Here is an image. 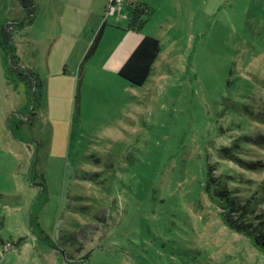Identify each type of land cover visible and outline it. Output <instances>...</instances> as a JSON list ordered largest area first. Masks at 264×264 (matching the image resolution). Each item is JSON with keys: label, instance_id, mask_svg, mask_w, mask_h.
Here are the masks:
<instances>
[{"label": "rangeland", "instance_id": "374dc122", "mask_svg": "<svg viewBox=\"0 0 264 264\" xmlns=\"http://www.w3.org/2000/svg\"><path fill=\"white\" fill-rule=\"evenodd\" d=\"M36 1L34 22L14 34L43 82L34 110L5 77L0 52V264H65L60 249L80 257L114 245L118 227L139 245L105 264H137V249L144 264H161L156 242L177 232L204 264H264L263 252L224 226L202 184L207 156L240 201L264 184V168L248 165L264 162V0H138L154 12L136 33L125 29L129 0L116 12L99 1L78 33L80 17L63 27L51 0ZM20 14L17 0H0V23ZM104 19L101 44L83 62ZM144 33L162 49L145 85L131 86L115 62ZM224 147L233 156L221 157ZM171 210L176 224L166 223Z\"/></svg>", "mask_w": 264, "mask_h": 264}, {"label": "trees", "instance_id": "16d2710c", "mask_svg": "<svg viewBox=\"0 0 264 264\" xmlns=\"http://www.w3.org/2000/svg\"><path fill=\"white\" fill-rule=\"evenodd\" d=\"M17 1L21 7V14L17 17L13 16L3 19L0 23V52L3 57L5 77L15 87L14 89L21 90L25 94L28 100L27 107L31 106V109L34 110L42 100L43 82L38 70L25 64L17 54L14 34L32 25L36 16H38L39 6L36 0ZM129 2L130 6H132V12L125 29L134 33L140 32L146 27L148 20H150L154 12V8L151 4L145 3L144 1L129 0ZM107 24V20L104 19L92 43L87 48L83 62L88 61L96 53L101 44ZM161 49V43L157 38L152 36L142 37L137 47L134 48L129 58H127L126 62L119 69V75L131 86H144L148 77L154 72L153 64L158 59ZM27 111H29V108H27ZM33 115L34 113H30L26 118L29 120ZM13 120L17 121V118H10L12 132L15 135L20 126L17 125L18 123L16 126ZM257 142L264 145V137L258 138ZM234 151L233 147H224L220 149L221 154L219 155L230 158L229 156H233ZM248 165L254 169L264 168L263 161L249 162ZM203 166L204 176L202 184L208 193L207 195L210 201L220 208L218 215L224 223V226L247 237L254 248L264 253V212L258 213L257 211L258 205L264 201V184L261 185V190L255 193L256 195L250 196L245 201H240L236 191L231 189L222 177L214 175L213 165L209 162L208 156ZM45 189H42L43 193L46 191ZM175 215L173 210L169 211V214L166 213L168 219L166 223L176 224L177 221L173 218ZM37 225L39 226L38 223ZM178 225L181 229L183 228L180 224ZM38 228L40 230V238L43 242L50 245L51 248L58 249V245L45 233V230L40 226ZM120 228H117V230H120L118 231L119 233L109 238L115 241L114 245H110L107 239L100 246H92L80 257L74 254H68L65 248L60 249L61 254L66 259L65 264H105L111 261L113 257H123L122 253L124 252L133 255L129 250V244L138 246L139 243L131 236L129 231L123 233ZM177 235L179 237H167L168 239L160 236L158 242H156L159 248H162L161 251L165 253V257L167 258L161 264H169L168 260H170L171 264V255L173 252L179 254L183 262H188V264H204V261H207L206 255H199L203 251L186 248L183 241L187 240L182 239L183 236L180 232H177ZM136 253L137 264H144L139 259L142 257L139 249L136 250ZM183 254L189 255V257L185 259L182 257ZM159 257L161 259L165 258L162 253H159ZM172 263L176 264L174 262Z\"/></svg>", "mask_w": 264, "mask_h": 264}, {"label": "crops", "instance_id": "0c3cea01", "mask_svg": "<svg viewBox=\"0 0 264 264\" xmlns=\"http://www.w3.org/2000/svg\"><path fill=\"white\" fill-rule=\"evenodd\" d=\"M51 1H52V4L55 5L58 10V15H59L58 20L62 24L63 27H65L66 22L71 21V20H68V18H70L71 16L81 18L82 24H80L79 22L76 23L79 25L78 29H72V31L77 30V33L84 32V30H88L90 28L88 19L93 14H98L101 11L100 5L98 6L99 1L100 3L104 2L106 4V0H51ZM118 9L122 10L123 9L122 5H119ZM129 16H130L129 11L127 10L125 14V18L129 19ZM116 25L121 26V27L126 26V24H123L120 22H117ZM94 29L96 28H92V31ZM147 35H149V33H144L141 36H137V38H134L131 41V43L135 47L137 46V44H139L142 37L147 36ZM92 40H93L92 35H89L86 40L87 48L92 43ZM131 50L132 49H130L129 51L128 46L125 49L121 50V55L117 57V60L115 62V65H117L118 69L121 68L123 63L126 62L127 58H129L130 54L132 53Z\"/></svg>", "mask_w": 264, "mask_h": 264}, {"label": "built area", "instance_id": "2783aa9c", "mask_svg": "<svg viewBox=\"0 0 264 264\" xmlns=\"http://www.w3.org/2000/svg\"><path fill=\"white\" fill-rule=\"evenodd\" d=\"M122 1L123 0H111V3H110V12H116V10H117V7L119 6V5H121V3H122Z\"/></svg>", "mask_w": 264, "mask_h": 264}]
</instances>
